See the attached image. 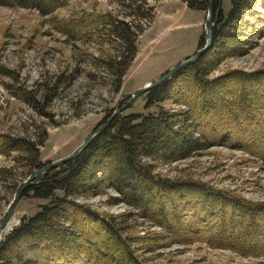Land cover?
<instances>
[{
  "label": "trees",
  "instance_id": "16d2710c",
  "mask_svg": "<svg viewBox=\"0 0 264 264\" xmlns=\"http://www.w3.org/2000/svg\"><path fill=\"white\" fill-rule=\"evenodd\" d=\"M69 1L0 0V6L34 8L47 15ZM184 1L190 8L208 7V0ZM212 5L210 48L171 78L142 94L145 109L154 107V111L116 114L87 147L59 167L39 175L24 191L23 195L40 201L38 210L0 236V264H140L128 243L129 237L121 235L126 230L120 226L122 222L111 223L75 199L78 195L101 194L109 188L116 189L124 202L140 209L170 234L180 231L179 235L191 234L202 228L206 230L199 233L219 240L213 244L239 250L249 248L250 239L253 242L264 237V202L246 205L206 183L162 177L154 171L153 164L142 160L143 156L179 160L202 147L227 140L264 155V70L211 77L224 58L246 53L251 36L264 35V13L256 11L250 0H231L228 12L223 10L222 0H212ZM139 8L140 5L132 6L134 11L128 13L133 17L130 20L105 13L62 25L73 38L98 22L107 26L119 43L117 53L107 63L116 76L117 87L136 54L137 36L144 30L143 25L133 24L135 16L152 19L151 8L148 13ZM204 40L202 34L200 46ZM230 80L233 83L228 86L225 81ZM168 101L181 107L165 108L163 104ZM43 141V136L38 140L0 136V154L16 151L32 170L44 164L39 149ZM198 201L201 208L196 212L194 203ZM162 204L169 205V209L163 210ZM186 204L189 209L181 211V205ZM234 207H240V223H225L230 208ZM211 213L217 216L213 221ZM83 223L96 225L105 235L92 236ZM234 228L239 231L238 238Z\"/></svg>",
  "mask_w": 264,
  "mask_h": 264
},
{
  "label": "rangeland",
  "instance_id": "374dc122",
  "mask_svg": "<svg viewBox=\"0 0 264 264\" xmlns=\"http://www.w3.org/2000/svg\"><path fill=\"white\" fill-rule=\"evenodd\" d=\"M250 2L256 11L264 13V0ZM136 5L145 13L151 8L152 19L135 16L133 24L143 25L144 30L137 36L136 54L117 87L116 76L107 63L117 53L119 43L107 26L98 22L73 38L62 25L87 15L105 13L130 20L133 17L128 13L133 12L132 6ZM222 7L228 12L231 0H222ZM207 8H190L184 0H122L121 3L70 0L64 7L44 15L34 8L0 6V136L4 139L26 136L32 140L43 136L39 149L44 163L68 155L113 113L122 93L157 79L196 51L201 35L205 37ZM249 17L246 15L247 19ZM262 28L264 31V24ZM251 41L245 54L224 58L211 77L224 78L235 71L264 70V35L251 36ZM232 81L225 83L231 86ZM127 100L125 98L122 104ZM144 104L139 95L124 111L155 110L154 107L145 109ZM163 106L181 107L171 101ZM21 156L16 151L0 154V221L18 188L36 169H28L27 161ZM262 156L227 140L202 147L179 160L149 156H143L142 160L153 164L154 171L162 177L206 183L228 197L254 205L264 202ZM75 199L107 217L111 223L122 222L120 226L126 230L121 235L129 237L128 243L140 264H264V237L253 241L254 244L253 239H246L250 247L239 250L213 244L219 240L199 233L206 230L202 228L191 234L179 235L182 231L170 234L140 209L124 202L114 188L101 194L78 195ZM39 203L29 195H22L10 219V228L17 225L22 216L28 217L37 211ZM162 206L163 210L169 209L167 204ZM194 206L198 212L201 202H195ZM186 209H189L187 204L181 205V211ZM240 214V207L230 208L225 223H240ZM216 217L214 215L212 221ZM126 219L129 220L123 222ZM187 222L194 229L192 223ZM83 225L94 237L105 235L96 225ZM234 229L238 238L239 231ZM9 230H3L0 236Z\"/></svg>",
  "mask_w": 264,
  "mask_h": 264
},
{
  "label": "water",
  "instance_id": "95a60500",
  "mask_svg": "<svg viewBox=\"0 0 264 264\" xmlns=\"http://www.w3.org/2000/svg\"><path fill=\"white\" fill-rule=\"evenodd\" d=\"M214 25L213 21V5H212V0H208V8H207V20H206V27H205V43L202 46H198L196 51L189 57L185 58L184 60L180 61L177 65L174 67L170 68L167 70L165 73L160 75L157 79L147 82L141 87L137 88L134 91L127 92V93H122L121 98L114 108L113 113L100 125H98L92 133L84 140L82 141L76 148H74L68 155L61 157L55 161H50L48 163H44L40 167L36 168L32 174L24 181V183L18 188L16 191L12 201L10 202L8 209L4 216L2 217L0 221V234L5 230L7 224L9 223L12 214L14 212V209L16 207V204L18 200L22 197L24 191L31 185L33 184L34 180L41 174H44L48 172L49 170L53 168H57L60 165H62L64 162L70 160L73 158L80 150L83 148L87 147L93 140L98 136L100 133H102L105 128L110 124L112 119L116 116V114L124 111L127 107V105L137 96L145 93L147 90L150 88L157 86L164 82L165 80L171 78L173 75H175L178 71H180L182 68L187 66L188 64L194 62L200 55H202L205 51H207L211 44H212V28ZM128 98L126 103L122 104V101ZM26 216H22L20 218V221H22Z\"/></svg>",
  "mask_w": 264,
  "mask_h": 264
},
{
  "label": "bare ground",
  "instance_id": "6f19581e",
  "mask_svg": "<svg viewBox=\"0 0 264 264\" xmlns=\"http://www.w3.org/2000/svg\"><path fill=\"white\" fill-rule=\"evenodd\" d=\"M12 225V221H9V223L7 224V226H6V228L5 229H12V228H10V226ZM97 238V237H96Z\"/></svg>",
  "mask_w": 264,
  "mask_h": 264
}]
</instances>
